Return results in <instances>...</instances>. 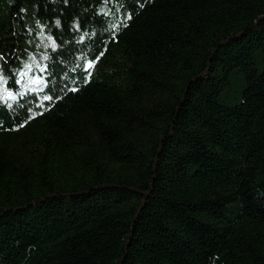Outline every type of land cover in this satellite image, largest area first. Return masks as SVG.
<instances>
[{
    "label": "trees",
    "instance_id": "trees-1",
    "mask_svg": "<svg viewBox=\"0 0 264 264\" xmlns=\"http://www.w3.org/2000/svg\"><path fill=\"white\" fill-rule=\"evenodd\" d=\"M255 52L264 0H0V264H264Z\"/></svg>",
    "mask_w": 264,
    "mask_h": 264
},
{
    "label": "rangeland",
    "instance_id": "rangeland-1",
    "mask_svg": "<svg viewBox=\"0 0 264 264\" xmlns=\"http://www.w3.org/2000/svg\"><path fill=\"white\" fill-rule=\"evenodd\" d=\"M8 1L9 0H3V2ZM44 40L45 35L43 33H38L31 48L33 52H30V50L27 49L28 54L25 56V59L21 62L20 66L16 67V78L19 84V92L27 88H40L45 84L44 70H42L43 58L41 54V51L44 49ZM261 56V53L255 52L254 62L259 68L264 67V60ZM241 81L242 78L240 75H234L230 87L224 90L218 96L217 100L224 104H233L236 100L234 96L236 89L240 86ZM5 87V76L0 70V97L6 95L7 93L15 94L17 92L10 87Z\"/></svg>",
    "mask_w": 264,
    "mask_h": 264
},
{
    "label": "snow or ice",
    "instance_id": "snow-or-ice-1",
    "mask_svg": "<svg viewBox=\"0 0 264 264\" xmlns=\"http://www.w3.org/2000/svg\"><path fill=\"white\" fill-rule=\"evenodd\" d=\"M52 47L55 48V44H53ZM92 64H93L92 61L88 62V63L85 65V70L87 71L88 69H90V68L92 67ZM75 90H76V89H74V88L72 89V91H75ZM6 98H7V99H11V100H15V99H16V97L13 96L11 93H7V94H6ZM43 99H44V100H50L51 97H49V96H44ZM21 126H23V125H21Z\"/></svg>",
    "mask_w": 264,
    "mask_h": 264
}]
</instances>
